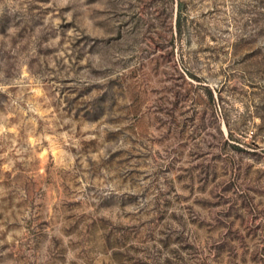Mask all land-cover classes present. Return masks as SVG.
<instances>
[{
	"label": "rangeland",
	"instance_id": "1",
	"mask_svg": "<svg viewBox=\"0 0 264 264\" xmlns=\"http://www.w3.org/2000/svg\"><path fill=\"white\" fill-rule=\"evenodd\" d=\"M0 264H264V0H0Z\"/></svg>",
	"mask_w": 264,
	"mask_h": 264
}]
</instances>
